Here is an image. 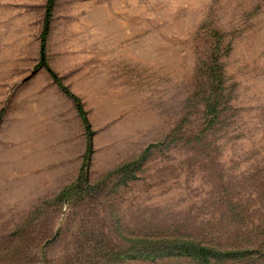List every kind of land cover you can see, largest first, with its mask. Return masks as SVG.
Listing matches in <instances>:
<instances>
[{"label": "rangeland", "instance_id": "1", "mask_svg": "<svg viewBox=\"0 0 264 264\" xmlns=\"http://www.w3.org/2000/svg\"><path fill=\"white\" fill-rule=\"evenodd\" d=\"M48 2L0 0V264H194L141 255L264 222V0H51L43 49Z\"/></svg>", "mask_w": 264, "mask_h": 264}, {"label": "trees", "instance_id": "2", "mask_svg": "<svg viewBox=\"0 0 264 264\" xmlns=\"http://www.w3.org/2000/svg\"><path fill=\"white\" fill-rule=\"evenodd\" d=\"M52 8L53 5H51V0H49L46 7L44 29L40 36L43 49L46 44ZM218 61L217 56L213 57L210 66L206 70H201L205 85L200 84V89L208 92L205 100L206 115L210 113L213 118L217 116L216 111L219 107L218 94L224 89L223 74ZM45 67L53 80L56 83H60L61 80L58 75L49 66L46 65ZM60 88L75 103L90 141L92 132L80 99L67 87L61 85ZM68 190L69 188L64 189L56 196V199L58 198L61 201L65 198ZM239 208H241L239 204L232 203L231 209L227 210L231 217L229 226H227L229 236L224 238V240L216 239L208 242L206 240H197L187 235L184 238L168 242L165 248L158 249L159 252L157 254H143L141 257L150 260H154L159 256V258L184 259L194 264H264V222L255 218L254 215L258 211H251L250 213L252 214L245 217L241 214L242 210H239Z\"/></svg>", "mask_w": 264, "mask_h": 264}, {"label": "water", "instance_id": "3", "mask_svg": "<svg viewBox=\"0 0 264 264\" xmlns=\"http://www.w3.org/2000/svg\"><path fill=\"white\" fill-rule=\"evenodd\" d=\"M41 60L42 62H44V51L43 50H41Z\"/></svg>", "mask_w": 264, "mask_h": 264}]
</instances>
